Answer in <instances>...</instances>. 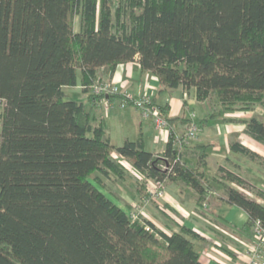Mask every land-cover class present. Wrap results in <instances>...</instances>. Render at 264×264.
I'll use <instances>...</instances> for the list:
<instances>
[{
  "label": "trees",
  "instance_id": "obj_1",
  "mask_svg": "<svg viewBox=\"0 0 264 264\" xmlns=\"http://www.w3.org/2000/svg\"><path fill=\"white\" fill-rule=\"evenodd\" d=\"M128 63L159 81L158 94L194 91L208 110L200 129L240 122L264 144L262 118L225 117L264 108V0H0V264H204L197 232L180 224L168 234L116 204L107 181L131 171L146 180L139 197L148 180L188 187L200 206L220 190L248 215L243 231L264 225V189L226 166L212 175L209 144L178 145L190 120L169 118L170 105L158 106L170 135L154 154L142 132L115 146L105 120L66 99V87L81 86L99 104L93 86ZM124 99L111 96L112 110L134 108ZM178 123L187 124L181 134ZM232 150L264 168L240 142Z\"/></svg>",
  "mask_w": 264,
  "mask_h": 264
},
{
  "label": "crops",
  "instance_id": "obj_2",
  "mask_svg": "<svg viewBox=\"0 0 264 264\" xmlns=\"http://www.w3.org/2000/svg\"><path fill=\"white\" fill-rule=\"evenodd\" d=\"M110 80L119 85L121 92L131 93L135 97H139L144 93L153 94L154 98H156V104L160 108L166 105H170V111L168 114L169 118H177L184 116L186 119H190L191 115L188 114V109H191L192 107L198 105L204 106L206 110L205 103H201L197 101L194 91L188 92L183 88H179L173 92L166 91L161 94H158L159 90L161 89L159 81L154 76L148 73H142L137 63H128V64L119 65L116 69L114 76ZM80 88L83 92L81 86ZM83 97H84V101L82 102H85L87 104V108L93 111V113L97 117H99V120L101 119L105 120V123L106 120H108V118L110 119L111 113L113 111H116L117 108L119 109V107L115 106L113 110H111L109 113H106L105 110L101 108V106H99L98 103L96 104L88 103V97H89L88 94L83 92ZM114 103H118V102H114ZM257 107L255 108L254 111L249 113H238V112L227 113L225 114V117L231 119L235 118L238 121L248 120L253 116L264 118V111L262 112L263 114H261L258 110L259 107L258 108ZM120 109H122L123 114L131 116L132 119L136 120V124L138 125L137 126L138 133L140 134L142 132L144 136V144L146 150L154 154H163L166 150V146L168 143V139L170 135L169 130H159L153 125L152 122L143 120L141 118L140 113L135 108H120ZM206 116H207V110L205 117ZM211 121L208 123L207 126L202 128L203 129L202 131L205 130V132H202L201 134H199V131L197 132V142L193 143V145H195L196 143L210 145L209 149L207 150V153H208V166L210 168L211 173L213 174L216 173L218 168L222 166H226L230 169L236 170L241 174H242L241 170L246 169L247 166L246 163L244 164L241 161L242 160L247 161L249 159H247L245 156H242L240 153H236L232 150V145L234 142H240L247 148L251 149L252 151L264 157V144L255 141L248 134H246L245 124L240 122L223 121L222 119L211 120ZM186 125H187L186 123L183 124L178 123V125H174V129L178 131V134H181L185 131ZM106 133L110 137L111 142L115 146H122L126 141H131L130 137L128 135H125L123 137L121 136L119 142H115L113 136H111L108 130L106 131ZM148 136H151L150 140L146 138ZM116 156L118 157L117 154L115 155V157ZM257 165L260 166L259 164ZM252 182H256L258 187L264 189V178L262 176L258 177L255 180H252ZM116 183H118V181H116ZM171 183L172 184H169V187H167L166 192H168L169 197H172L171 194H175L177 196V198L179 199L178 200L179 202L177 204H179V206L178 208L177 207L175 208L173 206L175 209L172 207L175 213L174 216L171 213H169V211L167 210L168 208L170 209L171 207L169 205L164 206L166 210L164 209L165 211L163 212L165 214L162 215H164L167 218V220L170 221L171 224L170 225L166 224L165 227H159V228L165 231L166 233L171 234L173 231L176 232L179 231L181 224L197 232L200 235L201 239L195 241V246L198 250L201 249L199 251H201L202 254L201 255L202 262L204 264H220V260L218 258L219 256L217 257L218 254L213 253L214 255H216L213 257L206 256V251L208 250V248L211 249L212 243L206 239V236L208 235L206 234V231L204 229H209L210 227L209 225H211L212 223L213 225H215L218 222H221L223 225H232L234 226L235 229L234 232H232V234H229L230 236L232 235L230 237V242L227 243L226 241L225 242L221 241L222 236L218 235L217 239L219 240L221 239L219 241L221 242V244L220 246L218 245L220 248L217 249L220 250L223 249L222 251L225 253L224 255L225 260H231L232 257L230 255H232L235 258L241 256L242 249L245 248V246L251 242V237L247 235L245 231H242V228L247 222L248 215L239 207L230 206L224 201H222L221 199L225 196L224 193L219 190V195H220L219 198L214 197L216 192L208 194L207 203L211 206V208H209V206L204 207L209 213H208V217L206 218L203 217V219H207V220L203 221L196 217L193 219L192 218L185 219L184 217H182V218H177L176 220L175 217L179 215L177 210L180 211L181 209H183L186 212L188 211L191 212V209L193 211L194 208L197 207L199 208V206L196 205L195 203L196 200L194 197L196 195L192 189L188 187L180 186L173 182ZM132 194H133L132 200L134 201L136 200L135 192L132 191ZM214 198H216L217 200L216 199L214 200ZM222 206H226L228 207V209L225 212H223L221 210ZM213 208L215 210H213ZM153 209L154 207L152 206V209L149 208L150 212L148 211L149 215L151 216L155 215ZM152 222L155 223L154 221ZM211 230L215 231V229L213 228ZM218 252L220 253L219 250ZM220 254L222 255V253Z\"/></svg>",
  "mask_w": 264,
  "mask_h": 264
},
{
  "label": "rangeland",
  "instance_id": "obj_3",
  "mask_svg": "<svg viewBox=\"0 0 264 264\" xmlns=\"http://www.w3.org/2000/svg\"><path fill=\"white\" fill-rule=\"evenodd\" d=\"M78 27H79V18L76 17L75 18V29L78 30ZM65 94H66L67 100L79 101V102L84 101L83 92H82L80 86L66 87L65 88ZM212 102L215 103L214 101H212ZM258 107L257 108H258L259 112L261 114H263L262 112L264 111V108L262 106H258ZM127 108H132V107L128 106ZM3 110H4V103L0 102V120L2 117ZM206 110H205L204 106L198 105V106L192 107L191 109H188V114H190V115L194 114L196 116L195 121L199 124L202 121V119H204L205 114H206ZM259 118H261V117H259ZM263 120H264V118H263ZM105 124H106L105 125L106 131L108 130L110 132V134H111V136H113L115 142H119L121 136L123 137L125 135H128L130 137L131 141L137 140L139 138L140 134L138 133V127H137L138 125L136 124V120L132 119L131 116L123 114L122 109H120V108L119 109L117 108L116 111H113L111 113L110 119L108 118V120H106ZM0 128H1V125H0ZM202 130H203L202 128L201 129L198 128L199 134H201L202 132H205V130L204 131H202ZM146 138L148 140H150L151 136H148ZM194 141L197 142V135H196V138L194 139ZM0 142H1V135H0ZM147 149H149V148H147ZM241 162H243L244 164L246 163V165H247L245 170H241L242 175H244L245 177H248L252 180L257 179L260 176H262L264 178V169L262 167L258 166L257 164H255L254 162H252L250 160H247V161L242 160ZM215 172H216V170H215ZM212 175H214V174L212 173ZM257 175H258V177H257ZM113 180H114V178H113ZM144 181L145 180H142V178L140 176H138V174L136 172L131 171L130 175H127V177L124 181H118V183H116V182L111 183V181H107V185L109 186L108 191L110 192V189H111L113 194L116 195V196L114 195L115 197L112 196V198L115 200L116 204L119 205L123 210H125L129 214L130 210H133L135 205H138L139 203L142 204V202L144 203V201H146L145 197L147 194V189H146L145 194L142 197H139L135 194L136 200H134V201L132 200L133 199L132 191L133 192L135 191L137 182L145 183ZM169 184H172V183L167 182L165 184V192L167 191V187H169ZM166 193L167 194L165 195V197L162 200H159L157 202L152 201L151 203H149V205L145 204V211H143V213L141 214V216L143 218L154 221L158 227H165L166 224H168V225L171 224L170 221L167 220V218L164 215H162V214H165L163 211L166 210L164 206L169 205L171 207L170 209L168 208L167 210L173 216L175 215V213H174V210L172 209V207L174 206L175 208L176 207L178 208V206H179V204H177L179 202L178 201L179 199L177 198V196L175 194L169 193L172 196V197H169L168 192H166ZM219 196H220L219 190H217L214 197L219 198ZM216 198H214V200ZM126 203H128V204L130 203L132 208L131 209L128 208V204H126ZM195 203H196V205L199 206V208L198 207H197L198 209L194 208L193 211L191 209V212L190 211L186 212L185 210H183L181 208H180L181 209L180 211H178L176 209L178 214L180 215V217L178 215L177 217H175V219L177 220V218H182V217H184L185 219H190V218L193 219L196 217V218L201 219L203 221L207 220V219H203V217H205V218L208 217L209 212L204 207L209 206V208H211V206L208 203L205 206H200V204L198 202H195ZM152 206L154 207V209H153L154 214H155L154 216L149 215V212H150L149 208L152 209ZM157 209H159V210H157ZM227 209H228V207H226V206L221 207V210L223 212H225ZM213 210H215V209L213 208ZM192 216H194V217H192ZM217 224H215V225H213V223L211 225L208 224L210 226L209 229L203 228L206 231V234L208 235V236H206V239L212 243L211 249L208 248V250L206 251V256L213 257V256H216L213 253L218 254L217 257L219 256L218 258L220 260V264H248V261L252 257V252L254 251V248H255V245H254L253 240H252L253 235L247 234V235H251V242L249 244H247L245 246V248L242 249V251H241L242 255L238 256L239 258L238 257L235 258L232 255H230L232 257L231 260H225V256H224L225 253L222 251L223 249L222 250L217 249V248H220L219 246H220L221 242H219V241L222 239L221 241H224V242L226 241L227 243H229L230 237L232 236V235L230 236L229 234H232V232H234L235 228L232 225H223L221 222H218ZM211 227L213 229H215V231L211 230L212 229ZM252 232L254 233V229H252ZM218 235L222 236V238L220 237L221 238L220 240L217 239ZM233 237H235V236H233ZM225 245H228V244H225ZM199 250H201V249H199ZM218 250L220 251V253H222V255L218 252ZM262 251L264 253V249H262ZM200 253H201V251H200ZM263 257H264V254H263Z\"/></svg>",
  "mask_w": 264,
  "mask_h": 264
},
{
  "label": "built area",
  "instance_id": "obj_4",
  "mask_svg": "<svg viewBox=\"0 0 264 264\" xmlns=\"http://www.w3.org/2000/svg\"><path fill=\"white\" fill-rule=\"evenodd\" d=\"M122 0H116L120 3ZM129 2V0H123ZM119 85L113 81H105L97 83L93 86L92 93L97 97H101L99 104L103 106L106 113L112 110L113 103L110 101V97L119 94ZM125 99L122 102L121 107H125L127 103L131 102L134 108L140 113L143 120H147L153 123V125L159 130H169L170 125L167 118L162 114L158 106L154 104V95L151 93H144L139 97H135L131 93L124 92ZM196 116L193 114L190 116V123L188 128V133L185 136L178 138L177 144L182 145V142L188 140H194L198 131V123L195 121ZM145 180L142 175H138ZM146 181V180H145ZM165 182L148 180L147 182V194L144 203L134 206L133 210H130L129 216L133 221L140 218L143 211H145V204L149 205L152 201L162 200L165 195ZM253 243L255 245L254 251L252 252V257L248 261V264H264L263 251L264 249V225L260 221L256 222L254 227Z\"/></svg>",
  "mask_w": 264,
  "mask_h": 264
}]
</instances>
